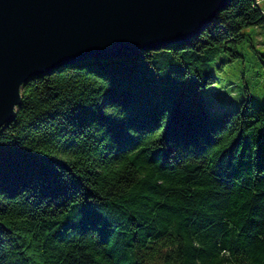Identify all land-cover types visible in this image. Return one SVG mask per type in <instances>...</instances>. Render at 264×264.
Masks as SVG:
<instances>
[{
	"label": "trees",
	"instance_id": "1",
	"mask_svg": "<svg viewBox=\"0 0 264 264\" xmlns=\"http://www.w3.org/2000/svg\"><path fill=\"white\" fill-rule=\"evenodd\" d=\"M260 1L21 84L0 128V264H264V105L213 111L199 91L215 59L256 51Z\"/></svg>",
	"mask_w": 264,
	"mask_h": 264
},
{
	"label": "water",
	"instance_id": "2",
	"mask_svg": "<svg viewBox=\"0 0 264 264\" xmlns=\"http://www.w3.org/2000/svg\"><path fill=\"white\" fill-rule=\"evenodd\" d=\"M228 0H0V128L29 77L189 40Z\"/></svg>",
	"mask_w": 264,
	"mask_h": 264
},
{
	"label": "rangeland",
	"instance_id": "3",
	"mask_svg": "<svg viewBox=\"0 0 264 264\" xmlns=\"http://www.w3.org/2000/svg\"><path fill=\"white\" fill-rule=\"evenodd\" d=\"M260 5L264 9V0ZM244 33L251 35L256 51L244 42L237 46L240 56L234 60L221 65L225 57L215 59L211 74L216 80L199 89L210 110L237 107L246 96L254 106L264 105V26H248Z\"/></svg>",
	"mask_w": 264,
	"mask_h": 264
},
{
	"label": "bare ground",
	"instance_id": "4",
	"mask_svg": "<svg viewBox=\"0 0 264 264\" xmlns=\"http://www.w3.org/2000/svg\"><path fill=\"white\" fill-rule=\"evenodd\" d=\"M185 42V41H184Z\"/></svg>",
	"mask_w": 264,
	"mask_h": 264
}]
</instances>
